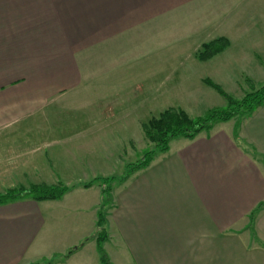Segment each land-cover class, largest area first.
<instances>
[{
	"label": "crops",
	"instance_id": "crops-1",
	"mask_svg": "<svg viewBox=\"0 0 264 264\" xmlns=\"http://www.w3.org/2000/svg\"><path fill=\"white\" fill-rule=\"evenodd\" d=\"M217 38L226 48L199 60ZM234 74L264 83V0H0V192L72 187L59 200L0 205V264H63L89 243L96 249L100 185H81L111 174L80 172L121 171L144 150L151 114L131 102H157L169 89L221 107L226 100L205 79L241 88ZM72 104L90 110L68 125L61 113ZM229 123L172 139L114 186L105 216L111 264H264V208L250 221L264 202V104L237 134Z\"/></svg>",
	"mask_w": 264,
	"mask_h": 264
},
{
	"label": "trees",
	"instance_id": "trees-1",
	"mask_svg": "<svg viewBox=\"0 0 264 264\" xmlns=\"http://www.w3.org/2000/svg\"><path fill=\"white\" fill-rule=\"evenodd\" d=\"M227 44L228 41L225 38H217L204 43L197 52V57L199 60L205 61L223 51ZM205 83L215 89L226 100V106L211 108L203 116L196 117H191L180 107L167 108L157 116H152L147 122L142 123L144 135L149 142L153 143V148L146 150L138 162L126 164V171L124 175L118 178L119 181L126 180L137 170L146 167L157 154L166 152L172 139L180 137L193 139L203 131L209 132L217 122L229 121L235 116L247 118L256 108L264 104V84L258 89L246 93L241 99L236 100L209 79H205ZM239 125L236 124L234 127L235 134H237ZM114 179V177H95L81 185L84 188L91 187L96 182L100 185L102 198L98 205L96 233L94 236L100 264H111L104 250V242L108 237L105 228V215L107 208H109L108 206L112 203L111 190ZM71 188L61 184H31L27 188L8 189L0 193V205L25 198L35 201L59 200ZM263 208L264 202H260L250 212V221ZM72 251L73 249H70L66 256Z\"/></svg>",
	"mask_w": 264,
	"mask_h": 264
},
{
	"label": "rangeland",
	"instance_id": "rangeland-1",
	"mask_svg": "<svg viewBox=\"0 0 264 264\" xmlns=\"http://www.w3.org/2000/svg\"><path fill=\"white\" fill-rule=\"evenodd\" d=\"M261 12L262 11H260V13ZM233 77H235L239 81L243 80V82H244V83H241V88H237L235 85H231V84L224 85L225 88H226V91L225 92H227L228 94H230V96L232 98L236 99V100L241 99L246 93L251 92V91H253L255 89H258L260 86H262L264 84L263 83L262 85H260L258 87H255L253 84L252 85L251 84H247L248 82L245 81V76H242L241 77L239 75L234 74ZM162 91L163 92H161V98H159L157 100V102H146V104H145V102H140L138 100V102H131V105H130L131 108L132 109L134 108L133 110L136 112V114L137 113H139V114L144 113V111H145L147 117L151 114V116L148 117V120H149L152 116H157L160 112H162L163 110H165L167 108H178V107L182 108L183 110L185 109L186 111H188L191 114V117L192 116L193 117H196L195 115L197 113H199V114L201 113L200 116H203L207 112V110H205V109H207L206 107H212V106H214L212 108H216V105L218 103V102H215L214 97H212L210 99V102H205V103L204 102H189L188 96L191 93L190 92H187L186 90H178V91L177 90L176 91L174 90L173 91V90H169V89L167 90L166 89V90H162ZM217 93H213V94H215L216 96H218ZM213 94H212V96H214ZM242 94H243V96L241 97ZM218 97L220 98V100H222V102H225L223 98H221L220 96H218ZM66 102H74V101H73V98H71V99H68L67 98V101ZM104 102H106V101H104ZM78 106L79 105L72 104V105H68L67 107H65L63 109V111L61 113V117L64 120H66V119L68 120V125H70L71 119L73 120V118L75 116L81 115V114H85V112H88L90 110L89 107L88 108L83 107L81 109ZM224 106H226V104ZM224 106H221V107H224ZM99 107H100L99 111H101V114L104 115L106 113L107 106L101 105ZM198 107L201 108V109L198 110ZM217 108H220V107L217 106ZM243 119H244L243 117L235 116L234 118H232L230 120V123L229 124H231V123H233L234 125L240 124ZM227 126H230V125H227ZM142 131H143V129H142ZM203 133H206V132L203 131ZM143 134H144V132H143ZM143 138H144V142L142 144H146V146L144 147V150L142 149V152H138L137 154H135V156H133V155H128L127 156V159H130L131 160V163L138 162L139 159L142 157V155L144 154V152L146 150H149V149H152L153 148V143L149 142L146 139L145 135H144ZM137 140L138 139H136V141ZM138 146H142V145H140V143H137V146L136 147H138ZM70 171H72L73 173H76L77 175H79V172H80V171H78L77 168L76 169H73V170H70ZM115 171L116 170H112V169H109V171H104V170H101V169L98 170V171L97 170H93V169H89V170H85V171L80 172V173H83L84 176L86 174L87 175H93V174L96 173L98 175H101V174L105 175L104 173H110L111 174L110 176H97V177H114L115 179L112 182V190H113L114 186L117 183L121 182V181L118 180V178L121 177L122 175H124V173L126 171V168L124 167V169L121 170V171H118V170L116 172ZM84 176H82V177H84ZM57 184H61V185H64V186H67V187H70L71 188V186L65 184L64 182L63 183L62 182L61 183H57ZM16 188H19V187H12V188H8V189H16ZM22 188H27V187H22ZM8 189H6V190H8ZM112 190H111V200H112ZM0 193H3V192H0ZM111 205H112V203H111ZM111 205L108 206V207L110 208ZM109 208H107V210ZM58 223L59 222L57 221L56 222V226H54V232H56L54 234V236L57 239L60 237V230H61V228L59 226L60 224H58ZM107 235H108V233H107ZM63 236H64V240H66V241L68 240L70 243H72L71 241L74 242V236L72 234L71 235H68L67 233H64ZM63 236H61V238L59 239L58 242L63 243ZM77 245H79V244H77ZM63 247H65V246H63ZM74 248H75V245L71 246V248H69V249H74ZM64 250H60V251L63 252ZM46 257H49V256H46ZM98 260H99V256H97L96 249L94 248L92 250L90 248V243H89V244H87V246L85 247V249L80 254H77L76 256L72 257L69 261H67V262H65L63 264H96V263H99L100 262V261L98 262ZM50 262H52V261H50ZM45 263H47V261L46 262L45 261L44 262L43 261H40L38 263H31V264H45Z\"/></svg>",
	"mask_w": 264,
	"mask_h": 264
}]
</instances>
